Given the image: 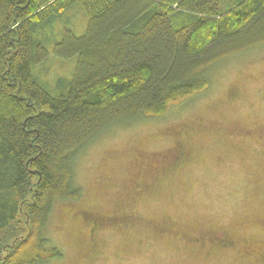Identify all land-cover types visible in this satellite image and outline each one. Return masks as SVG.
Instances as JSON below:
<instances>
[{
	"label": "trees",
	"instance_id": "16d2710c",
	"mask_svg": "<svg viewBox=\"0 0 264 264\" xmlns=\"http://www.w3.org/2000/svg\"><path fill=\"white\" fill-rule=\"evenodd\" d=\"M72 6L87 27L54 40L55 56L77 62L68 90L49 93L32 73L50 53L37 33ZM263 43L264 0H0V264L62 256L45 226L56 200L82 195L75 165L89 143L162 115Z\"/></svg>",
	"mask_w": 264,
	"mask_h": 264
},
{
	"label": "rangeland",
	"instance_id": "374dc122",
	"mask_svg": "<svg viewBox=\"0 0 264 264\" xmlns=\"http://www.w3.org/2000/svg\"><path fill=\"white\" fill-rule=\"evenodd\" d=\"M86 25L72 6L37 33L50 53L32 73L49 93L68 90L77 62L55 56L54 40ZM209 75L205 89L162 115L115 123L85 147L75 165L82 195L56 200L45 226L62 252L46 264H264V43ZM185 127L190 139L177 136ZM181 137L185 162L174 148ZM224 232L236 249L246 243L244 256L208 243Z\"/></svg>",
	"mask_w": 264,
	"mask_h": 264
},
{
	"label": "flooded vegetation",
	"instance_id": "af4514ba",
	"mask_svg": "<svg viewBox=\"0 0 264 264\" xmlns=\"http://www.w3.org/2000/svg\"><path fill=\"white\" fill-rule=\"evenodd\" d=\"M192 128H194V126L192 127ZM190 129L191 128H186L185 127V130H184V128H182L180 131H178L177 132V136H186L187 137V139H190ZM234 133V132H233ZM236 134H238L239 132L238 131H236L235 132ZM252 135H259L260 136V134L258 133V132H254V131H251L250 132ZM180 138V140H177V142L174 144V145H176L174 148H178V149H180V153H181V155H182V157H181V159H179L181 162H185L186 161V159L187 158H189V152H187L186 151V144H184V138ZM186 139V140H187ZM101 217V216H100ZM99 217V219L97 220V221H95L96 223L98 222V221H100V222H102V221H105L106 222V220H107V217H105V218H103V217H101L100 218ZM124 218L125 220L126 219H130L131 220V215H128V214H125V213H122V214H118V217L117 218ZM133 220V222H134V219H132ZM93 222H94V220H92V224H93ZM114 222H116V223H118V222H120V221H114ZM95 224V223H94ZM96 225H98V224H96ZM100 227V226H99ZM213 232V231H212ZM197 240H200V239H202L201 237H200V239H198V238H196ZM235 242V243H234ZM208 243H212L213 245L212 246H220V247H230L231 248V250H232V252H234L235 250H237L241 255H243L244 256V248L246 247L245 245H246V243L245 244H241V245H239L240 246V249L238 250V249H236V243H239V242H236V240H234L233 241V237L231 236V234L230 233H228V232H224L223 233V235L222 236H219L218 234L216 235V236H214L212 239H208ZM229 243L231 244V243H234V245H232V246H230L229 245ZM236 246V247H235ZM245 246V247H244ZM204 247V246H203ZM234 247V248H233ZM257 256L260 258V260H263L264 261V248H260L259 249V251H258V254H257Z\"/></svg>",
	"mask_w": 264,
	"mask_h": 264
}]
</instances>
